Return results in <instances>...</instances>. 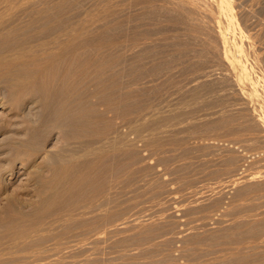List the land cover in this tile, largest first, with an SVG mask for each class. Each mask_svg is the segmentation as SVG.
<instances>
[{"label":"rangeland","instance_id":"obj_1","mask_svg":"<svg viewBox=\"0 0 264 264\" xmlns=\"http://www.w3.org/2000/svg\"><path fill=\"white\" fill-rule=\"evenodd\" d=\"M263 32L264 0H0V264H264Z\"/></svg>","mask_w":264,"mask_h":264},{"label":"bare ground","instance_id":"obj_2","mask_svg":"<svg viewBox=\"0 0 264 264\" xmlns=\"http://www.w3.org/2000/svg\"><path fill=\"white\" fill-rule=\"evenodd\" d=\"M227 1V0H226ZM229 1V0H228ZM225 4H226V2H224ZM228 3V2H227ZM225 4H224V6H225ZM227 6H229L228 4H226ZM256 5V4H255ZM226 6V7H227ZM233 7V6H232ZM229 9V8H228ZM230 9H231V6H230ZM232 16V15H231ZM231 16H229V17H231ZM228 21V20H227ZM231 21V20H230ZM231 23H232V21H231ZM235 23V22H234ZM234 24L232 23L231 25H230V27L231 26H233ZM236 25V24H235ZM237 28H238V26H237ZM235 29V28H234ZM242 29V28H241ZM254 33V32H253ZM264 33V32H263ZM262 33V34H263ZM240 34V33H239ZM244 34H245V31H244ZM247 34V33H246ZM248 36V35H247ZM249 37V36H248ZM251 37V36H250ZM247 38V37H246ZM252 39V38H251ZM244 42V41H243ZM249 43V42H248ZM244 44V43H243ZM251 45V44H250ZM256 55V54H255ZM245 68V67H244ZM250 71V70H249ZM258 78V77H257ZM264 92V91H263Z\"/></svg>","mask_w":264,"mask_h":264}]
</instances>
